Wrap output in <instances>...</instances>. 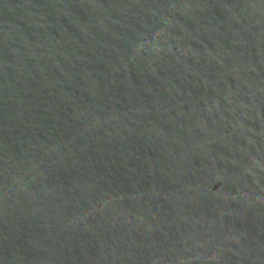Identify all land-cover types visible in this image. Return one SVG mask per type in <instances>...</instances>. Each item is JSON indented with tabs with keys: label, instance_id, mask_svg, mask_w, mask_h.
I'll use <instances>...</instances> for the list:
<instances>
[{
	"label": "water",
	"instance_id": "obj_1",
	"mask_svg": "<svg viewBox=\"0 0 264 264\" xmlns=\"http://www.w3.org/2000/svg\"><path fill=\"white\" fill-rule=\"evenodd\" d=\"M0 264H264V0H0Z\"/></svg>",
	"mask_w": 264,
	"mask_h": 264
}]
</instances>
